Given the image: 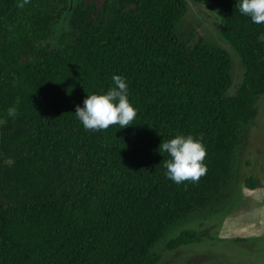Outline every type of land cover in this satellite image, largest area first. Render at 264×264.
Listing matches in <instances>:
<instances>
[{"label": "trees", "instance_id": "obj_1", "mask_svg": "<svg viewBox=\"0 0 264 264\" xmlns=\"http://www.w3.org/2000/svg\"><path fill=\"white\" fill-rule=\"evenodd\" d=\"M208 2L244 67L234 96L229 53L178 36L185 0H0V264H158L170 230L232 187L264 96V23ZM112 75L133 124L85 131L75 108ZM177 134L206 150L198 182L164 174L159 145ZM198 242L186 231L166 249Z\"/></svg>", "mask_w": 264, "mask_h": 264}, {"label": "rangeland", "instance_id": "obj_2", "mask_svg": "<svg viewBox=\"0 0 264 264\" xmlns=\"http://www.w3.org/2000/svg\"><path fill=\"white\" fill-rule=\"evenodd\" d=\"M188 11L178 28L181 40L194 45L204 43L225 50L232 59L234 96L243 82L244 67L229 44L230 36L208 0H185ZM258 116L244 128L234 159L232 187L204 212L189 216L171 229L152 252L158 264H264V96L256 103ZM3 121L0 120V131ZM254 180L255 188L247 186ZM186 231L199 235L200 242L174 252L167 244Z\"/></svg>", "mask_w": 264, "mask_h": 264}, {"label": "clouds", "instance_id": "obj_3", "mask_svg": "<svg viewBox=\"0 0 264 264\" xmlns=\"http://www.w3.org/2000/svg\"><path fill=\"white\" fill-rule=\"evenodd\" d=\"M29 0H18V7L23 8ZM236 9L240 15L248 17L254 24L264 23V0H236ZM264 43V33L258 35ZM83 106L77 105L74 116L85 131L106 130L118 125L120 129L133 124L136 109L128 99V84L121 75H112L111 86L103 93L87 94ZM13 115V109L8 110ZM159 152L166 153L164 161L166 178L176 184L184 181L198 182L206 173L203 161L206 150L198 138L192 135L177 134L161 142Z\"/></svg>", "mask_w": 264, "mask_h": 264}, {"label": "water", "instance_id": "obj_4", "mask_svg": "<svg viewBox=\"0 0 264 264\" xmlns=\"http://www.w3.org/2000/svg\"><path fill=\"white\" fill-rule=\"evenodd\" d=\"M73 5H74V0H70V11L72 10Z\"/></svg>", "mask_w": 264, "mask_h": 264}]
</instances>
